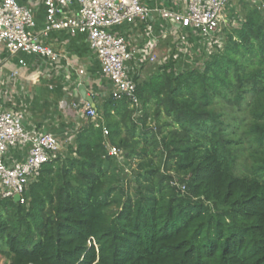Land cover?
I'll list each match as a JSON object with an SVG mask.
<instances>
[{"label": "trees", "instance_id": "trees-1", "mask_svg": "<svg viewBox=\"0 0 264 264\" xmlns=\"http://www.w3.org/2000/svg\"><path fill=\"white\" fill-rule=\"evenodd\" d=\"M237 13L196 66L138 77L136 103L95 99L24 202L0 198L9 264H264V7Z\"/></svg>", "mask_w": 264, "mask_h": 264}, {"label": "built area", "instance_id": "built-area-1", "mask_svg": "<svg viewBox=\"0 0 264 264\" xmlns=\"http://www.w3.org/2000/svg\"><path fill=\"white\" fill-rule=\"evenodd\" d=\"M237 2L257 9L264 7V0H184L182 10L161 8L155 11L141 0H0V54H25L57 63L60 57L41 39L48 38L53 32L83 35L99 63L101 74L112 86L111 95L123 94L136 103L135 80L139 72L132 64L136 52L120 29L142 25L146 35L155 40L156 22H152V15L157 13L161 21L175 25L174 53L169 58L175 60V69L182 70L197 64L191 58L194 51L190 42L192 37L198 39L197 52L193 56L208 55L220 46L222 28L232 27L236 22L231 21L230 13ZM38 5L43 13L41 27L38 25ZM140 55V61L156 62L155 56L147 50ZM18 64L26 66L23 60ZM82 103L85 114L95 121L98 118L96 111ZM60 150L54 134L27 128L22 113L0 104V198L18 196V201L24 202L26 192L38 179L42 166L55 160ZM107 150L109 156L120 154L111 146Z\"/></svg>", "mask_w": 264, "mask_h": 264}, {"label": "crops", "instance_id": "crops-1", "mask_svg": "<svg viewBox=\"0 0 264 264\" xmlns=\"http://www.w3.org/2000/svg\"><path fill=\"white\" fill-rule=\"evenodd\" d=\"M141 1L143 4L155 11L161 8H175L176 10H182L184 0ZM37 7L39 9L38 25L41 27L43 23V13L41 6L38 5ZM152 19V22H156V24H154V34L157 37L155 40H152L146 35L143 26H132L126 29H120V32L124 34L128 40L131 49L136 52L135 60L132 64L138 67L139 78L141 80L145 79V77L142 79L141 73H144L145 70L149 71L152 67L151 65H154V63H150L149 61L146 62L144 59L143 61H140V53H142L144 50L151 52V54L156 58L155 63L157 65L166 62L169 59V56L174 53V50L172 49L174 46V38L172 35L175 30V25H172L168 22H159V18L155 12L152 15ZM163 25L169 26L168 31L164 32L162 30ZM41 41L50 47L60 57L57 63H51L47 59H39L25 54H18V56L7 55L6 57H3L2 55L4 53H2L0 54V75L5 76L4 73H6L7 70L9 73L7 75V82L14 81V79L20 80V78L23 77L22 75L24 71H27L28 69L30 70V66L32 67V70H35L37 68L35 65L36 62L44 64V72L47 79L42 82L44 86L43 88L39 89L38 96L49 101L55 106L66 104V102L69 103L71 101V107H73V105L76 106L73 107L72 110L75 118L73 121H71L76 125V131L81 121L87 116L85 114V105L82 103L84 101L78 94V86L83 85L87 90V94L90 95L94 101L95 99L100 100L101 98L109 96L112 91V86L110 82L101 74L99 63L94 53L90 50L85 36H71L66 32H53L48 38L41 39ZM190 42L192 48L197 50V43L194 40H190ZM24 55L26 58H22ZM19 60H23L26 66L21 67L18 64ZM15 62H17V65ZM144 67L147 68L145 69ZM153 70L154 68L151 71ZM79 71H82V74H79ZM28 79L33 83L38 81V77L33 78L32 74ZM57 85L62 87L63 97L58 101H55V89ZM0 104L7 106L8 103L5 104L0 101ZM12 110L23 114L25 126L27 121H31V123L41 124L37 130L43 131V129H45L46 131L50 132V130L54 129L55 122L53 120L55 119V114L52 112H37L30 115L14 108Z\"/></svg>", "mask_w": 264, "mask_h": 264}, {"label": "rangeland", "instance_id": "rangeland-1", "mask_svg": "<svg viewBox=\"0 0 264 264\" xmlns=\"http://www.w3.org/2000/svg\"><path fill=\"white\" fill-rule=\"evenodd\" d=\"M238 5L239 2L235 3L233 5V10L230 13L231 21H236L233 23L234 27H238V22H237V17H238ZM237 19V20H236ZM160 22L161 20L158 19ZM163 22V21H161ZM132 27V26H130ZM142 27V25H141ZM128 27H122V29H126ZM144 28V26H143ZM169 26L168 25H163L162 30L164 32L168 31ZM122 31V30H121ZM191 40H194L195 42L198 41L197 38L192 37ZM222 41V38H221ZM197 52L196 49L192 51L191 58L195 60L197 63L198 59L197 56H193V54ZM3 57L7 56V53H4L2 55ZM1 56V57H2ZM18 56V55H17ZM200 56V55H198ZM26 58V57H22ZM28 58V57H27ZM193 60V61H194ZM27 63V62H26ZM17 65V62H15ZM29 65V64H28ZM37 68L32 70L30 66V70L28 69L27 71H24L23 77L19 79H14V81H6L7 80V75L9 74L8 71L6 70L5 76L0 75V101L3 103L7 104L8 109H16L18 111H22L24 113L32 114V113H37V112H52L55 114V119L53 120L55 122V126L53 130H50V133L54 134L56 138L58 139V142L60 144L61 150L59 155H64L66 152V148L68 144H72L74 142V132H75V124H73L74 120V113L72 112L73 107H71V101L69 103L66 102V104H60V105H52L49 101L44 100L38 96V91L39 89L43 88L44 84L42 82L47 79L45 76V65L42 63L36 62L35 64ZM35 66V67H36ZM152 67L150 68L149 71H144V73H141L142 79L145 77V79L148 78L149 74L151 73V70L154 68H157V64L154 63V65H151ZM191 66H196V64L191 65ZM145 69L147 67H144ZM185 68V67H184ZM33 75V78L38 77V81L33 83L32 81H29L30 75ZM5 77V78H4ZM44 78V79H42ZM144 79V80H145ZM41 95V94H40ZM11 102V104H10ZM72 115V116H71ZM41 124H36V123H31V121L26 122V127L28 128H35L39 129ZM42 131V130H41ZM43 131H46L43 129ZM119 163H122L123 168L125 169V172H128L129 175L125 176V182L127 185L133 186V182L131 181L132 173L134 170H136V163L135 164H126V160L123 159L122 156L119 155ZM9 257L5 251L0 250V264H9Z\"/></svg>", "mask_w": 264, "mask_h": 264}, {"label": "water", "instance_id": "water-1", "mask_svg": "<svg viewBox=\"0 0 264 264\" xmlns=\"http://www.w3.org/2000/svg\"><path fill=\"white\" fill-rule=\"evenodd\" d=\"M78 94L80 96V98L87 103L92 109H96V105L94 103L93 98L87 94V90L83 85H79L78 86ZM15 201H18L19 198L18 196L14 197Z\"/></svg>", "mask_w": 264, "mask_h": 264}]
</instances>
